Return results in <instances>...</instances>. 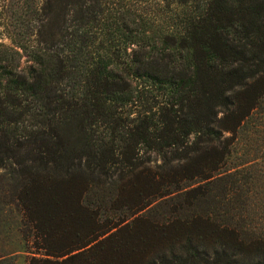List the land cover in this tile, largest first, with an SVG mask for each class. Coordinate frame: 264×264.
<instances>
[{"label":"trees","instance_id":"trees-1","mask_svg":"<svg viewBox=\"0 0 264 264\" xmlns=\"http://www.w3.org/2000/svg\"><path fill=\"white\" fill-rule=\"evenodd\" d=\"M2 1L0 35L11 44L0 42V167L19 166L23 216L38 236L78 251L83 264H108L121 250L106 252L119 224L94 220L115 209L102 195L84 207L94 225L80 245L52 177L90 187L127 178L118 201L130 189L166 196L200 178L206 184L193 191L213 200L183 216L186 230L176 231L177 215L147 217L156 238L185 237L159 264H264L253 173L244 163L227 168L238 129L254 107L264 111V0ZM42 200L52 208L47 222ZM42 262L50 263L28 264Z\"/></svg>","mask_w":264,"mask_h":264},{"label":"rangeland","instance_id":"rangeland-1","mask_svg":"<svg viewBox=\"0 0 264 264\" xmlns=\"http://www.w3.org/2000/svg\"><path fill=\"white\" fill-rule=\"evenodd\" d=\"M3 3L4 2L1 0L0 4ZM166 20L167 19H164L165 22ZM0 42H4L8 45L11 44V40L5 33L0 35ZM27 64L28 61L26 57H23L21 66L25 67ZM223 115V111H218V119L223 117ZM238 130L239 131L235 134L236 140L234 145L232 144L235 152L228 161L227 168L243 163L251 168L253 173L251 185H253L255 191L252 196L251 207L255 210V213H258L264 206L263 109L259 108V106L254 107L249 117L242 123ZM223 133L225 136L231 134L229 131H223ZM152 165H154V163H152ZM18 170L19 166L12 163H10L7 168L0 167V264H28L32 258L44 259L50 262H42V264H53L52 262H54V264L86 263L82 258L74 256L78 251L66 254L68 251L65 250L67 249H64L62 244L57 240L51 238L46 241L44 238L39 237L37 231L33 228V224L26 221L27 218L23 216L26 209L24 204L21 203L24 199L22 186L25 180L22 175L18 174ZM214 174L216 175L217 172ZM40 180L39 178L38 181ZM114 180L113 182L90 187L91 182H83V178L80 180V178H71L69 175L52 177L53 186L59 185L62 191L66 193L64 198L61 197L59 199V203L61 205L64 204L63 206L68 212L65 215V222H70L71 229L74 231L77 227L80 228L78 229L80 234V245L87 242L86 238H84L86 233L82 230L88 227L87 224L94 225L93 221L90 220L89 222L86 216L83 215L85 206L90 207V209H95L97 206L96 203L91 201V198L102 195L105 199L102 202L107 205V208L115 207L111 212H108L107 216L103 213V216H95L94 219L96 220V224L99 222V225L103 224L105 219H107V223L115 221L112 224H119L116 229L107 233V235L111 233L112 237L108 241L106 247L107 253H109L110 250L112 251L115 247L121 246L120 251L114 252V254H117L116 256L113 255V257L107 259L108 264H159V256L162 257L172 249L180 248L184 243L183 238L185 237L180 235V238L171 240L164 239L163 237L156 238L155 234H161L151 231V227L149 230L147 217L150 216L152 218L161 219L170 214L177 215L175 217L179 221L176 223V231L179 232V230H186V225H182L183 216H189L194 211L196 215L207 210L209 208L208 204L213 200H199V192L193 190L198 187L199 191L202 190L206 183L200 178H194L189 182H180L177 187L172 186L170 194L166 196L160 194L153 196L150 190L135 188L130 189V191H124L123 195H125V199L120 197L118 201L119 197L114 196L117 193L120 194L121 185L126 183L127 178L120 182H114ZM87 185L89 187L87 191H85ZM103 186L104 188L102 189ZM179 188L181 189L179 190ZM108 195L111 197L109 198ZM81 198H84L86 203H84ZM88 199H90V201ZM64 201H66V205ZM49 202L48 200H42L40 208H38V212L46 222L49 214L52 212V208L48 205ZM122 202L124 204L128 202L127 205H129V208H127V205L124 206ZM118 203H120L123 208H120ZM187 205L190 206V209L188 208V210L185 211L183 208L188 207ZM77 209L81 211L84 220L73 221L76 219L74 210L76 211ZM98 211L101 213L102 209L99 208ZM73 215L75 218L72 217ZM258 221L263 223L264 219L261 218ZM109 227H107L106 230L110 229ZM67 237L68 236H66V238ZM104 237L106 236L102 238ZM121 241H123V243H121ZM126 244H129V251L126 250ZM49 252H52L53 255H46V253ZM121 252L122 254L120 255ZM98 263L102 264V262Z\"/></svg>","mask_w":264,"mask_h":264}]
</instances>
